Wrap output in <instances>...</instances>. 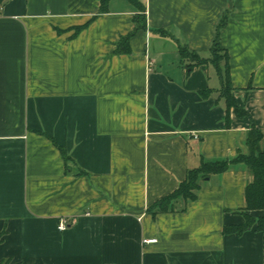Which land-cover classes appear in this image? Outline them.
<instances>
[{
	"label": "crops",
	"instance_id": "obj_1",
	"mask_svg": "<svg viewBox=\"0 0 264 264\" xmlns=\"http://www.w3.org/2000/svg\"><path fill=\"white\" fill-rule=\"evenodd\" d=\"M102 1L0 3V263L264 264V230L224 234L245 222L242 163L184 211L150 210L202 158L248 153L252 121L226 125L217 68L180 55L209 58L224 17L234 97L264 132V0H139L137 32L128 0Z\"/></svg>",
	"mask_w": 264,
	"mask_h": 264
},
{
	"label": "trees",
	"instance_id": "obj_2",
	"mask_svg": "<svg viewBox=\"0 0 264 264\" xmlns=\"http://www.w3.org/2000/svg\"><path fill=\"white\" fill-rule=\"evenodd\" d=\"M6 1L8 0H0V3L3 4ZM109 1L110 0L102 1L100 12L107 10ZM128 2L134 6L137 11L134 18V32L146 30V8L144 4L139 0H128ZM226 26L227 18L224 17L218 26L216 39L210 49L209 58H204L200 54L192 52L187 48H180V55L182 61L188 60L190 62L186 66L188 71H192L195 67L208 63L217 68L221 82L218 97L225 100L226 125L229 127L231 124V110L234 111L237 118L241 119L248 117L252 121L251 129L245 140L248 153H238L234 159L224 161H208L202 158L200 165L197 168L187 171L185 179L180 183L179 187L170 195L157 201L150 210L153 214L172 212L175 209V204L182 201L184 203L182 210L184 211L188 203L197 200L198 191L205 178L228 171L230 166L234 163H242L252 174V179L246 187V207L245 209L238 211V213L243 216L245 222L242 225H230L224 227V234L241 235L252 229L254 226L259 231L264 230V219L255 218L251 215V212L264 210V132L255 126L250 114L238 106L234 97L235 89L233 88L230 77L228 50L223 47L220 40L221 32ZM129 38L130 36L124 38L122 42H120L116 53L130 54ZM63 156L66 160L69 159L65 152H63ZM3 263L4 262L0 264Z\"/></svg>",
	"mask_w": 264,
	"mask_h": 264
},
{
	"label": "built area",
	"instance_id": "obj_3",
	"mask_svg": "<svg viewBox=\"0 0 264 264\" xmlns=\"http://www.w3.org/2000/svg\"><path fill=\"white\" fill-rule=\"evenodd\" d=\"M68 228L67 222L65 219H61L58 225V230L63 232ZM156 242L155 239H150V240H144V243H153Z\"/></svg>",
	"mask_w": 264,
	"mask_h": 264
},
{
	"label": "rangeland",
	"instance_id": "obj_4",
	"mask_svg": "<svg viewBox=\"0 0 264 264\" xmlns=\"http://www.w3.org/2000/svg\"><path fill=\"white\" fill-rule=\"evenodd\" d=\"M233 111V110H231ZM3 264H17V263H13L12 261H5Z\"/></svg>",
	"mask_w": 264,
	"mask_h": 264
}]
</instances>
